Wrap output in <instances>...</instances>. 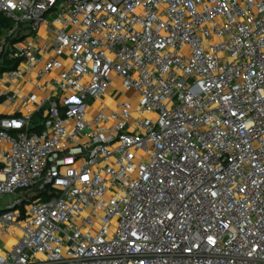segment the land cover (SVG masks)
<instances>
[{
    "label": "built area",
    "instance_id": "2783aa9c",
    "mask_svg": "<svg viewBox=\"0 0 264 264\" xmlns=\"http://www.w3.org/2000/svg\"><path fill=\"white\" fill-rule=\"evenodd\" d=\"M0 17V264H264V0ZM34 73L37 94L14 86Z\"/></svg>",
    "mask_w": 264,
    "mask_h": 264
},
{
    "label": "crops",
    "instance_id": "0c3cea01",
    "mask_svg": "<svg viewBox=\"0 0 264 264\" xmlns=\"http://www.w3.org/2000/svg\"><path fill=\"white\" fill-rule=\"evenodd\" d=\"M34 42H35V44L37 46H40V47H44V46L51 47V45L55 42V36L53 34H50L49 33L48 27L41 26L39 28L37 34L35 35ZM50 51L51 52L48 53L47 55L44 56L42 54L39 57L41 59H43V61H47L49 58H51V57L54 56L53 51L52 50H50ZM63 61L65 63H67V60L66 59L63 60ZM42 68H43V63H41L38 66V70H40ZM30 80L32 81L31 83H26L27 81H30ZM38 81L39 80L36 77V73H34V74H31V75H26L23 80L17 82L14 86H19L20 89L22 90V93H31L32 92V93H36L37 94V91L34 90V85ZM8 88H10V87L8 86ZM123 98H124V96H123ZM103 102L107 105V100L106 99H103ZM17 106H18L17 104H14V105H11V104L6 105V109L3 110V111H0V115L7 116V115L11 114L13 112V110L17 108ZM98 106H100V105H98Z\"/></svg>",
    "mask_w": 264,
    "mask_h": 264
},
{
    "label": "rangeland",
    "instance_id": "374dc122",
    "mask_svg": "<svg viewBox=\"0 0 264 264\" xmlns=\"http://www.w3.org/2000/svg\"><path fill=\"white\" fill-rule=\"evenodd\" d=\"M4 88H5V89H8V86H4ZM111 93H112V91H110V92L108 93V95L104 97V99L107 100V105H108L109 108H115V107H116L115 99H120V100H125V99H126L125 97L123 98V96L120 97V93H118V92L114 93L113 96L110 95ZM131 95H132V93H128L127 98H130ZM119 97H120V98H119ZM132 104H133L134 107L137 106L138 101L136 100V98H132ZM5 109H6V105H4V104L1 105V107H0V111H3V110H5ZM7 200H10V198H8ZM12 244H13V241H10L9 239H7V240L5 241V245H6V246H7V245L9 246V245H12Z\"/></svg>",
    "mask_w": 264,
    "mask_h": 264
},
{
    "label": "trees",
    "instance_id": "16d2710c",
    "mask_svg": "<svg viewBox=\"0 0 264 264\" xmlns=\"http://www.w3.org/2000/svg\"><path fill=\"white\" fill-rule=\"evenodd\" d=\"M0 24L9 25V22L7 20H5L4 18L0 17ZM15 66H16V64H15ZM3 103H4V99L3 98H0V106ZM2 118H4V116L0 115V119H2ZM41 120H42V117L41 116L37 117L36 120H35L36 124L39 123ZM32 131L33 132H38V130L36 128H33Z\"/></svg>",
    "mask_w": 264,
    "mask_h": 264
}]
</instances>
